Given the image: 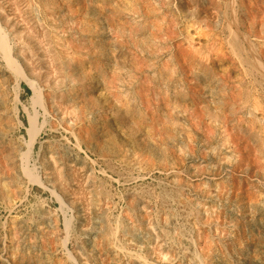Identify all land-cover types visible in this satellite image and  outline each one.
<instances>
[{
    "label": "rangeland",
    "instance_id": "1",
    "mask_svg": "<svg viewBox=\"0 0 264 264\" xmlns=\"http://www.w3.org/2000/svg\"><path fill=\"white\" fill-rule=\"evenodd\" d=\"M0 34V264H264V0H0Z\"/></svg>",
    "mask_w": 264,
    "mask_h": 264
},
{
    "label": "bare ground",
    "instance_id": "2",
    "mask_svg": "<svg viewBox=\"0 0 264 264\" xmlns=\"http://www.w3.org/2000/svg\"><path fill=\"white\" fill-rule=\"evenodd\" d=\"M9 44H7L6 38L4 35L0 34V47L4 50V52L7 55V58L12 61V59L8 56L9 55ZM32 82V81H31ZM33 83V82H32ZM34 84V83H33ZM34 126H35V121H33V119H31V128H30V132H33L34 130ZM25 158V157H24ZM26 159V158H25ZM27 160V159H26ZM28 175L33 176V172L29 169L26 170Z\"/></svg>",
    "mask_w": 264,
    "mask_h": 264
}]
</instances>
